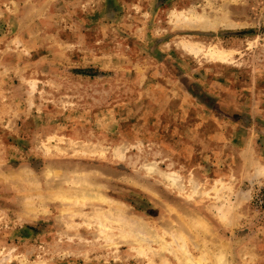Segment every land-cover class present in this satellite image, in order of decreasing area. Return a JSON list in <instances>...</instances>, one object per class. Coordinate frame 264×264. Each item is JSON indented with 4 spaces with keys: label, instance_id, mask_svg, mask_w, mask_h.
<instances>
[{
    "label": "rangeland",
    "instance_id": "obj_1",
    "mask_svg": "<svg viewBox=\"0 0 264 264\" xmlns=\"http://www.w3.org/2000/svg\"><path fill=\"white\" fill-rule=\"evenodd\" d=\"M0 264H264V0H0Z\"/></svg>",
    "mask_w": 264,
    "mask_h": 264
},
{
    "label": "bare ground",
    "instance_id": "obj_2",
    "mask_svg": "<svg viewBox=\"0 0 264 264\" xmlns=\"http://www.w3.org/2000/svg\"><path fill=\"white\" fill-rule=\"evenodd\" d=\"M215 19H217V18H215ZM181 20L183 21V23L185 22L188 27H191V28H199L201 30H211V29L215 28L216 26H219V25H223L224 24L223 19H222V21H223L222 23H220L221 21H215V20L214 21H212V20L211 21H208L203 16H201L199 14H195V13H191L189 15V17L183 16ZM181 48L183 50L191 53V54L192 53H197V52L201 51L200 48H199V46H197L195 44H192V43H184L183 42V43H181ZM208 54L211 55L217 61H224L225 58H227L231 53L230 52H227V51H224V50H218L216 48H211V49H209ZM146 169L148 171L153 170L152 169V166H147ZM163 177L166 180H168V182L170 184L176 185L177 176L175 174L166 173V174L163 175ZM86 190H88V189H86ZM37 194L38 193H31V194L24 195V197L30 198L29 201H26L23 204L24 213H28V214L33 213L34 210H35L34 205L41 204V200H40V198H38L39 196L37 197ZM19 195H20V193H19ZM33 196H34V198H33ZM40 197H42V196H40ZM99 202H101V203H108L106 200H104L102 198L99 199ZM19 203H20V201H19ZM38 210H39V208H38ZM24 217H25V215H24ZM158 241H160L161 243H164L161 239H159Z\"/></svg>",
    "mask_w": 264,
    "mask_h": 264
}]
</instances>
